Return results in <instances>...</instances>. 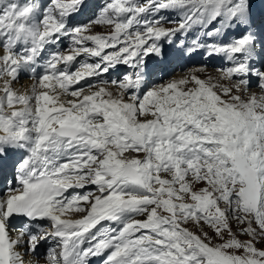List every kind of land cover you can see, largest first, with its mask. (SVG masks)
Returning a JSON list of instances; mask_svg holds the SVG:
<instances>
[{"label":"snow or ice","instance_id":"6c2138e0","mask_svg":"<svg viewBox=\"0 0 264 264\" xmlns=\"http://www.w3.org/2000/svg\"><path fill=\"white\" fill-rule=\"evenodd\" d=\"M198 55L227 66L164 80ZM260 241L264 0H0V264H264Z\"/></svg>","mask_w":264,"mask_h":264},{"label":"rangeland","instance_id":"374dc122","mask_svg":"<svg viewBox=\"0 0 264 264\" xmlns=\"http://www.w3.org/2000/svg\"><path fill=\"white\" fill-rule=\"evenodd\" d=\"M101 30H103L104 32L107 31L104 27H102ZM97 32H101V31H97ZM104 32H101V33H104ZM208 75H210V74H203V76H202V75H199V76H200L202 79H205ZM253 91H256V90L253 89ZM186 226H187L190 230H198L197 228H199L198 226L193 225V224H191V223H189V225H186ZM234 228H235V226H234ZM203 230L209 232V235H214L213 231H212L210 228H208L207 226H205ZM239 238L242 239V240H246V239H248L247 236H240ZM219 242H220L219 240H214V243H219ZM257 247H258V248H264V241H260V242H258V243H257Z\"/></svg>","mask_w":264,"mask_h":264},{"label":"bare ground","instance_id":"6f19581e","mask_svg":"<svg viewBox=\"0 0 264 264\" xmlns=\"http://www.w3.org/2000/svg\"><path fill=\"white\" fill-rule=\"evenodd\" d=\"M103 26H97L96 28H95V30H98V31H102V32H104L103 30H101V28H102ZM193 71H195V70H193ZM188 73V72H187ZM197 75H202L203 76V74H210V75H212V76H215L216 75V72L215 71H213V70H205L204 72H198V73H196ZM184 75V74H183ZM183 75H175V76H173L172 78H180L181 76H183ZM101 223H106V222H101ZM191 223V222H190ZM192 224V223H191ZM189 225V224H188ZM199 227V226H198ZM198 229V228H197Z\"/></svg>","mask_w":264,"mask_h":264}]
</instances>
